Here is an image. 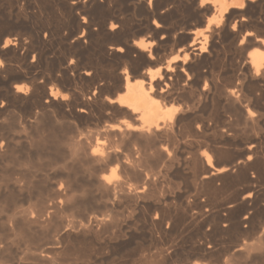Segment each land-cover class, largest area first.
<instances>
[{
    "label": "bare ground",
    "instance_id": "6f19581e",
    "mask_svg": "<svg viewBox=\"0 0 264 264\" xmlns=\"http://www.w3.org/2000/svg\"><path fill=\"white\" fill-rule=\"evenodd\" d=\"M45 116L65 123L48 136L61 185L3 189L0 264H162L187 243L264 264V0H0V158L7 118ZM212 142L243 147L218 167ZM230 171L248 186L219 203ZM170 173L209 186H148Z\"/></svg>",
    "mask_w": 264,
    "mask_h": 264
},
{
    "label": "rangeland",
    "instance_id": "374dc122",
    "mask_svg": "<svg viewBox=\"0 0 264 264\" xmlns=\"http://www.w3.org/2000/svg\"><path fill=\"white\" fill-rule=\"evenodd\" d=\"M30 60H32V58H30ZM18 73H19L18 71L15 72V74H18ZM27 109L28 108H25L22 111L27 112ZM256 110L258 111L257 107L253 109V111L255 112ZM46 117H49V116L44 117L42 123L39 126L38 131L36 130L27 131V133L30 131L31 134H27L23 132L22 128L18 125V120L9 119V118H13L12 116L11 117L9 116V118H7L5 125L10 124L15 129L14 136L16 134V137H15L16 145H14L13 148L15 149L16 153L14 157L11 154H9V156L7 155L4 158H0V186H1L0 187V202L2 198L1 196L5 194V191H3V189L6 190L5 189L6 186H21V185L23 186H60L61 185V181L58 177V174L61 172V167L63 166V162L60 160L59 161L57 160L56 162H53V163L50 162L51 159L55 158L56 156L52 154L54 153V151H52L50 147L48 136L50 135V130H52L55 127L56 129L60 128L62 122L59 121V123H57V122H54V120H50L51 118H46ZM64 125L65 123L62 126ZM93 127H94L93 125H89L90 129H92ZM262 129L263 128H261L260 131L257 130L260 136L264 135V130ZM32 131L35 133H32ZM6 132L7 130L5 128L0 127V137H1V134H6ZM36 132L39 134H36ZM40 132H42L43 134L42 133L40 134ZM26 135L27 136L31 135V136L26 138ZM249 136L251 135H244V137L242 136L243 137L242 139L245 140ZM217 143L216 142L211 143L212 145L211 150L218 149L219 151H225V150L230 151V154L228 155L229 157L228 156L226 157L224 155L223 156L215 155L214 165L215 166L218 165V167L227 165V164L229 165L230 162L235 161L237 156L239 155L240 148L243 147L242 146L243 144H240L236 148H233V146L224 147V145L221 146V144H217ZM218 145H220L221 147ZM262 145L263 146H262L261 152H264V141ZM64 151H65V146H60L59 153L60 152L63 153ZM59 153L57 154V156L59 155ZM77 172H78L77 181L79 180V183L81 186L82 185L83 186H94L90 184L89 182L90 179H92V177H89L90 176L89 173H87L84 169H81V168L80 169L77 168ZM161 175L163 176V174H160V176H158L157 182H153L151 185H148V186H195L196 184L192 182L191 179H187V178L178 176L173 173H170L168 175L164 174L165 176L163 177H161ZM11 176L13 177V179H11L12 178ZM252 176L257 177V180L259 182L258 187L260 189V192L264 194V176H260L256 171H250L249 177H252ZM80 181H84V182H80ZM132 183L136 184L135 186H137V182L135 180H133ZM138 185L141 186V183H138ZM214 185L215 186H226L225 187L226 189L221 194L218 195V198L216 199V201L219 203H227L232 198L234 190L241 189L245 186H248V183L245 179V175L243 171H235V172L230 171L226 174L218 176V179L215 181ZM63 186H65V184ZM196 186H209V184H198V185L196 184ZM263 201H264V198L261 199L259 203L262 204ZM259 207H258L259 210H256L257 212L254 211L255 218H256L254 220L257 225L259 222L264 223V208L263 207L259 208ZM67 215H70V212ZM255 238L256 236L250 239H252L251 241H255ZM147 240L148 239H146L145 242H143L144 246L142 247V252L140 251V255L143 257L144 256L148 257L150 253L151 252L153 253L154 251L153 247L149 246V241ZM139 242H142V241L139 240ZM230 245L232 246L230 239L228 237H225L224 246L227 248ZM135 247H137V244L132 242L131 245L128 246L127 249L125 250L126 252L124 251L125 252V254H123L124 258H127L126 256H128ZM118 248L119 246H117V249ZM177 251L171 254L169 253L168 254L169 259L167 258L165 260L166 262L164 261V263L162 262V264H190V263H195L197 261H204V262L209 261V263H212V264H219L221 260H222L221 262H223V259L225 260L227 258L224 255H222L221 257L216 256L217 254H214L213 257L211 258L201 257L197 255L191 249L188 243L184 245L183 247H180ZM254 253L251 255L253 258L252 257L249 258L248 256H247L248 258L247 257L237 258L233 262V264H260L261 263L260 260L258 261L259 257H257L259 255V252L256 253L257 256H254ZM254 257L256 258L254 259Z\"/></svg>",
    "mask_w": 264,
    "mask_h": 264
},
{
    "label": "snow or ice",
    "instance_id": "6c2138e0",
    "mask_svg": "<svg viewBox=\"0 0 264 264\" xmlns=\"http://www.w3.org/2000/svg\"><path fill=\"white\" fill-rule=\"evenodd\" d=\"M107 179V178H106Z\"/></svg>",
    "mask_w": 264,
    "mask_h": 264
}]
</instances>
